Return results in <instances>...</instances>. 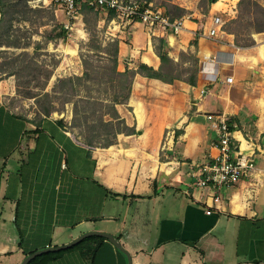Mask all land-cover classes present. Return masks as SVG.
<instances>
[{
	"label": "crops",
	"instance_id": "obj_1",
	"mask_svg": "<svg viewBox=\"0 0 264 264\" xmlns=\"http://www.w3.org/2000/svg\"><path fill=\"white\" fill-rule=\"evenodd\" d=\"M225 6L185 19L177 36L137 21L128 24L129 42L116 36L118 71L140 63L157 69L154 40L174 61L179 52L196 54L198 86L137 75L131 111L118 107L137 134L118 135L108 148L87 146L69 128L71 106L59 111L54 104L48 117L24 116L0 100V264H21L33 252L88 232L114 236L131 264H264V33L252 34L255 44L248 48L236 47L222 27L208 37L218 13L227 17L219 16L223 25L236 18V6ZM77 65L63 77L81 76ZM221 119L232 143L254 155L255 171L229 189H197L191 174L216 156L210 144ZM175 131L182 133L174 138ZM47 264L127 259L106 240Z\"/></svg>",
	"mask_w": 264,
	"mask_h": 264
},
{
	"label": "trees",
	"instance_id": "obj_2",
	"mask_svg": "<svg viewBox=\"0 0 264 264\" xmlns=\"http://www.w3.org/2000/svg\"><path fill=\"white\" fill-rule=\"evenodd\" d=\"M27 1L29 0H0V59L4 60V56L8 54V51L2 50V48L22 50L16 56L12 54L13 58L10 62L4 63L2 61L0 72L7 76H14L18 81L21 77L32 78V80L41 77L43 83L34 86L29 85L30 80L25 83L29 86L17 82L16 91L24 99H34L37 113L45 117H48L55 110L54 103H58L60 106L70 105L72 120L69 128L89 147L108 148L116 144L118 135L137 134L135 127L128 126L118 112V107H126L128 111H131L127 106L132 85L137 75L159 80L165 84L180 81L191 87L198 86L199 60L190 52H180L178 61H174L155 49L160 61L157 69L140 63L136 69H130L126 65L124 71H118L119 39L109 37L100 44L95 40L96 34L90 33L87 48H90L92 53H98L96 59L88 53L83 54L80 50L79 59L83 68L82 75L57 78L50 92H46L47 84L53 69L58 66V61L54 62L52 68L48 70L38 64L35 57L38 56L37 53L42 49V46H46L51 39L64 41L66 30L61 27L58 34H54L52 38L43 36V42H34L32 46L29 42L21 44L18 38L14 36L16 28L13 22L17 18L20 21H27L26 14L35 12L26 5ZM201 1L205 2L204 7L201 8V14H207L210 7L218 2V0ZM143 2L142 6L138 5L141 9L149 4L164 8V14L170 21L182 18L186 13L185 9L173 4L171 0H144ZM236 8L237 17L227 21L222 30L234 36L236 47H251L255 44L252 34L264 33V7L257 0H239ZM20 13L22 14L21 17ZM107 14L108 18H112L115 16V11H108ZM245 17L248 18V21L243 20ZM136 21L139 22L137 18H133L131 22ZM100 45H103L102 48ZM30 47L34 50L33 54H29L26 50ZM183 58H189L190 66L188 68L182 66L184 65L182 64ZM58 123L64 126L62 121ZM181 133L182 131H175L174 138ZM92 241L106 240L101 237H89L71 249L41 255L28 264H47L63 253ZM96 251L97 245H94L86 251V255L88 258H92Z\"/></svg>",
	"mask_w": 264,
	"mask_h": 264
},
{
	"label": "rangeland",
	"instance_id": "obj_3",
	"mask_svg": "<svg viewBox=\"0 0 264 264\" xmlns=\"http://www.w3.org/2000/svg\"><path fill=\"white\" fill-rule=\"evenodd\" d=\"M121 1H123L124 4L131 3L137 4L139 6H142L144 4V0ZM238 1L239 0H218V2L215 4L214 10H224L227 8L225 5L236 6ZM257 1L261 6L264 7V0ZM171 2L185 9L186 13L182 17L184 20H193L199 12H202L201 8H203L205 5V2H202L201 0H171ZM26 5L30 9L35 10V12H28L26 14L27 21H20L17 18L14 19L13 22V25L16 28L14 36L18 38L21 44L29 42L32 46L34 42H43V36L52 38L54 34H58L61 27L66 30L64 41H62L61 39H51L50 41H48L46 46H42V49H40L37 53L38 56L35 57V61H37L38 64H41L45 69L48 70L52 68L54 62L58 61V66L53 69L52 76L47 84L46 92H50L55 79H57L58 77L62 78L64 76L63 73H71L72 70L76 69V67L78 66L77 63H81L79 59L80 50L83 54L88 53L90 56L96 59L98 53H92L90 52V48H87L90 33L96 34L95 40H97L100 44L106 38H116V36L120 34L123 36L122 40L124 42H129L131 38V29L130 25H128L131 22H128L124 18L122 20L119 19L116 14L112 18H108L107 12L94 11L81 6L78 14L76 15V18L69 19L62 12L61 8H59V6L54 2L50 3V0H29L27 1ZM218 14L222 19L227 18L225 17V15H222V13ZM21 16L22 14L20 13V17ZM243 20L248 21V18L245 17ZM152 43L154 45V48L156 47L155 49L157 50V42L152 40ZM102 46L103 45H100L101 48ZM2 50H7L8 54L4 56V60L0 59V63L2 61L4 63L10 62L13 58L12 54L16 56L22 51L13 48H2ZM26 50L29 52V54H33L34 50L32 47ZM188 52L190 51L184 53ZM179 54L177 61L179 59ZM190 54L196 56L195 53L190 52ZM27 61L25 62V64L27 63ZM188 61H190L189 58H183L182 64L184 65L182 66L188 68V66H190V62ZM29 80L30 86L43 83V79L41 77H36L33 80L32 78L21 77L18 81V79L14 76H7L3 73H1L0 75V100L4 102L12 111L24 116L37 113L34 99H24L16 91L17 82H21V84L29 86L25 84ZM21 90L22 92H24L23 89ZM54 104L57 105V110L59 111H65L66 106H70H60L58 103ZM188 110H190L191 112V109ZM168 131H172V128L168 129ZM79 248L80 247H76L73 250H78Z\"/></svg>",
	"mask_w": 264,
	"mask_h": 264
},
{
	"label": "built area",
	"instance_id": "obj_4",
	"mask_svg": "<svg viewBox=\"0 0 264 264\" xmlns=\"http://www.w3.org/2000/svg\"><path fill=\"white\" fill-rule=\"evenodd\" d=\"M61 8L62 12L69 18L75 19L81 6H86L94 11H121L119 19L131 22L133 18L143 24L149 31L160 30L164 34L177 36L184 28V19L170 21L161 8L152 4L141 9L137 4H124L121 0H50ZM223 27L219 16L211 20V28L208 37L216 38ZM226 83H232V78H226ZM217 141L210 144L217 154L211 160L197 165L191 177L194 179V187L197 189L220 190L229 189L236 185L241 179L251 177L255 171L254 155L243 152L239 146L232 143V134L225 119H221L214 125ZM173 134L167 132L166 136ZM186 191V195H188Z\"/></svg>",
	"mask_w": 264,
	"mask_h": 264
},
{
	"label": "water",
	"instance_id": "obj_5",
	"mask_svg": "<svg viewBox=\"0 0 264 264\" xmlns=\"http://www.w3.org/2000/svg\"><path fill=\"white\" fill-rule=\"evenodd\" d=\"M89 237H101V238L107 240L110 244H112L114 246L115 249H117L118 251H120L121 253H123L126 256L127 264H131L130 254L121 246L120 242L114 236L107 234V233H104V232L84 233L81 236L74 239L73 241H71L67 245L60 246V247H49V248H45V249L33 252V253L27 255L24 258V260L21 262V264H28L30 261H32L36 257H39V256L44 255V254L58 253L60 251H65V250L71 249L72 247L76 246L81 241H83L84 239L89 238Z\"/></svg>",
	"mask_w": 264,
	"mask_h": 264
},
{
	"label": "bare ground",
	"instance_id": "obj_6",
	"mask_svg": "<svg viewBox=\"0 0 264 264\" xmlns=\"http://www.w3.org/2000/svg\"><path fill=\"white\" fill-rule=\"evenodd\" d=\"M122 12L118 11L117 16H121Z\"/></svg>",
	"mask_w": 264,
	"mask_h": 264
}]
</instances>
